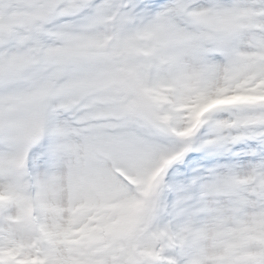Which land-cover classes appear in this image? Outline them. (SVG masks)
I'll return each mask as SVG.
<instances>
[{"label":"snow or ice","instance_id":"6c2138e0","mask_svg":"<svg viewBox=\"0 0 264 264\" xmlns=\"http://www.w3.org/2000/svg\"><path fill=\"white\" fill-rule=\"evenodd\" d=\"M0 264H264V0H0Z\"/></svg>","mask_w":264,"mask_h":264}]
</instances>
